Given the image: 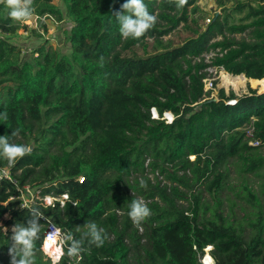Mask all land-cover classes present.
<instances>
[{"label": "trees", "instance_id": "trees-1", "mask_svg": "<svg viewBox=\"0 0 264 264\" xmlns=\"http://www.w3.org/2000/svg\"><path fill=\"white\" fill-rule=\"evenodd\" d=\"M144 2L157 23L124 39L115 13L125 0H32L41 28L48 17L73 25L70 55L42 44L29 57L12 38L20 30L41 35L39 27L13 21L0 3V113L8 116L0 135L33 144L11 164L0 158L9 172L0 178V264H11L12 228L32 208L41 214L35 264H52L42 250L51 221L75 239L87 222L104 230V245L85 241L79 264H204L209 245L215 264H264V92L205 90L216 67L264 91V0L238 1L232 11L248 8L239 23L225 9L206 27L197 0L182 8L176 0ZM171 33L178 42L165 38ZM231 165L244 177L236 196L248 207L232 200L226 213L221 193ZM25 185L55 200L23 207ZM134 198L151 209L142 231L128 216ZM76 258L65 245L55 264Z\"/></svg>", "mask_w": 264, "mask_h": 264}, {"label": "clouds", "instance_id": "clouds-1", "mask_svg": "<svg viewBox=\"0 0 264 264\" xmlns=\"http://www.w3.org/2000/svg\"><path fill=\"white\" fill-rule=\"evenodd\" d=\"M0 3L10 9L8 15L13 21H27L34 12L32 0H0ZM186 3L187 0H176V7L182 8ZM115 16L119 23V32L124 39H139L157 23V16L148 11L144 0H125L121 5V11L116 12ZM7 118V112L0 113V119L7 120ZM11 135L16 136L17 131H13ZM32 150L30 145L11 143L7 135H0V158L6 159L10 164L17 158L31 154ZM189 159L194 157L190 156ZM140 186L147 187L146 181L141 180ZM128 207V216L133 225L142 231V222L150 217L151 209L142 198H134ZM40 219L39 209L32 208L26 223H16L13 226L10 238L12 243L9 248L11 264H35V241L39 239L41 232ZM84 228L86 230L82 232L80 239H75L71 232L63 233L59 228L49 233L47 239L56 236L62 246L67 245V255L70 258L79 257L85 251V241L89 246L102 247L106 239L104 230L95 222H87ZM77 230H80L79 227ZM47 239L42 246V250L46 253Z\"/></svg>", "mask_w": 264, "mask_h": 264}, {"label": "rangeland", "instance_id": "rangeland-1", "mask_svg": "<svg viewBox=\"0 0 264 264\" xmlns=\"http://www.w3.org/2000/svg\"><path fill=\"white\" fill-rule=\"evenodd\" d=\"M238 1H248V0H225L224 8L223 6L220 5L219 0H197V6L199 7V11L196 13V15L203 16V26L206 27L207 24H210L213 21L215 15L220 14L221 18H223V14L226 12L225 9H227L228 11L231 12V15L233 17V19L230 18L229 20L230 23L232 22L239 23L240 19L244 17L246 13L248 12V8H244L241 12L232 11V8L237 4ZM56 2L63 8V11L65 12L62 2L60 1H56ZM24 22L27 23L31 28L39 27L40 29L39 31L41 33V35H36L32 33L31 31L20 30L18 31L16 35L13 36L12 40L18 43L20 46H22L26 57H29L32 54V50L42 44H45L46 46L52 45L54 48L59 49L65 55H70V45L66 43L65 40H66L68 33L70 32V29L73 23L67 16L65 17L63 22H59L53 17H48L44 19V22L46 23V29L41 28L39 26V22L37 21V18L34 15H32L30 19ZM182 25L179 28L182 29ZM234 35H236L237 38H240L243 34L238 33ZM165 38L166 39L174 38L175 41L178 42L177 37L173 33L165 36ZM219 38H221V36H219L218 39ZM210 56H211V53L206 54L207 59ZM209 71H210V75L208 78L205 79V90L213 89L211 96L217 97L218 88L220 87H223L227 93L233 90L237 95L249 93L251 88L255 89L257 93L264 92V91H260L256 87H253L249 81H246V83L239 89H234V87L232 88V86H225L224 84H222V72L224 71L223 68L218 69L216 67H211ZM214 81H216V84H214ZM213 85H216V88H214ZM153 109H151V113H152V116L155 117L153 113ZM163 118H165V113L163 114ZM30 146H32L33 148V144H30ZM192 157H194L195 159L194 155ZM194 159H191V160H194ZM4 170L7 173H9L7 169H0V176L5 174ZM228 172H229L228 181H227L224 191L221 193V198L223 199L226 213L229 211L228 206L232 203V200L238 202L241 206L244 205L245 207H248V203L245 200L240 199L236 196V191L240 188V186L243 183V180H244L243 175L240 172H237L234 166L232 165L229 168ZM150 177L152 178L153 181H155V177L153 174H150ZM230 185H232L231 188H230ZM29 190L30 192H25L26 197L31 196V192L34 193L33 188H29ZM203 196H204V200L205 199L212 200V197L209 196L208 192H204ZM48 199L49 200H46V202L52 200L53 197L51 196ZM237 209H238L237 212L241 214L242 210H240L239 206H237ZM4 230H6V228ZM210 250H211V247L207 246L202 260L205 259V256L207 254L211 255ZM47 256L51 260L52 264H54V261L55 263H57L61 258L59 257L58 260H55L48 254ZM211 257L214 260L212 255Z\"/></svg>", "mask_w": 264, "mask_h": 264}, {"label": "built area", "instance_id": "built-area-1", "mask_svg": "<svg viewBox=\"0 0 264 264\" xmlns=\"http://www.w3.org/2000/svg\"><path fill=\"white\" fill-rule=\"evenodd\" d=\"M248 132H249L250 135H253V129H252V128H250V129L248 130ZM250 143L253 144V145H259V144H260V141H258V140H253V141H251ZM4 171H5V170H4ZM3 176H5V177H9V173H7V172L5 171V174H3L2 176H0V178L3 177ZM77 179H78L80 182H82V181L84 180V177L80 176V177H78ZM29 188H33V187H31L30 185H25V186H23V187H19V192H20L19 198L21 199V205H22L23 207L30 206L31 204L35 203V202L37 201V199L43 200L45 204H52V202L55 200V197L52 196L53 199L50 200L51 203H48V201L46 202V200H48V198H50L51 195H45L44 197H42V196L40 195V189H39V188H33V189H34V193L31 192V196L26 197V196H25V192H30ZM63 196H64V198H67V197H68L67 194H63ZM56 228L61 229V227H59L57 224H55L54 222L51 221V222L48 224L47 229H46V231H45V235H44L43 242H44V240L48 237L49 233L54 232ZM61 230H62V229H61ZM62 232H63V233H66V232H64L63 230H62ZM52 238H53V239H56V241H57L56 244H58V246L62 247L63 252H62V254H61V256H60V257H62V255L64 254V248H65V245L62 246L60 240H59L56 236L53 235ZM42 246H43V244H42ZM44 252H45V251H44ZM45 254L47 255L48 253L45 252ZM48 255H49V254H48ZM203 257H204V255L201 257V261L204 262V264H206L205 261H204V259L202 260ZM80 260H81V255H80L79 257H77V258L74 260V263H73V264H79V261H80ZM211 264H215V261L213 260V263H211Z\"/></svg>", "mask_w": 264, "mask_h": 264}, {"label": "bare ground", "instance_id": "bare-ground-1", "mask_svg": "<svg viewBox=\"0 0 264 264\" xmlns=\"http://www.w3.org/2000/svg\"><path fill=\"white\" fill-rule=\"evenodd\" d=\"M246 81H248V78L245 74L234 75V74H231L225 70L222 72V84H224L225 86H232V88L234 87V89H239L240 87H242L246 83ZM153 113L155 116L157 115V110L155 108L153 109ZM165 114H166L165 118L167 120L170 121V120L174 119V115L172 112H167V113L165 112ZM45 240L43 242V245L45 243ZM56 242H57L56 239H53V238L47 239V249H48L47 253L53 259L58 260L59 257L61 256V252H63V250H62V247H60V246H58V244H56ZM204 261L206 264L213 263V259H212L210 254H207L205 256Z\"/></svg>", "mask_w": 264, "mask_h": 264}, {"label": "water", "instance_id": "water-1", "mask_svg": "<svg viewBox=\"0 0 264 264\" xmlns=\"http://www.w3.org/2000/svg\"><path fill=\"white\" fill-rule=\"evenodd\" d=\"M214 99H216L217 100V98H214ZM173 121V119L172 120H170L169 122H172ZM209 246H211V250L214 248L213 247V245H209Z\"/></svg>", "mask_w": 264, "mask_h": 264}]
</instances>
